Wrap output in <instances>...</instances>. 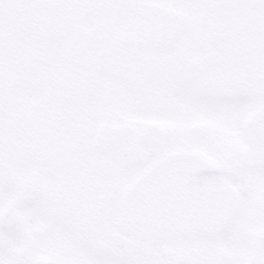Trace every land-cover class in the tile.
Segmentation results:
<instances>
[{"label":"snow or ice","instance_id":"1","mask_svg":"<svg viewBox=\"0 0 264 264\" xmlns=\"http://www.w3.org/2000/svg\"><path fill=\"white\" fill-rule=\"evenodd\" d=\"M0 264H264V0H0Z\"/></svg>","mask_w":264,"mask_h":264}]
</instances>
